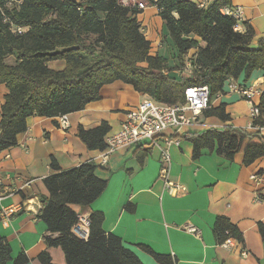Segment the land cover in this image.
I'll list each match as a JSON object with an SVG mask.
<instances>
[{"label": "trees", "instance_id": "obj_1", "mask_svg": "<svg viewBox=\"0 0 264 264\" xmlns=\"http://www.w3.org/2000/svg\"><path fill=\"white\" fill-rule=\"evenodd\" d=\"M145 1L157 8L167 29L174 65L152 53V42L141 30V11L120 0H0V84L8 89L1 106L0 151L17 144L29 117L80 111L101 98L104 85L115 81L155 101L178 104L185 100L188 86L208 85L213 101L225 91L229 77L245 85L255 72L264 77V39L254 47V30H236V19L221 13L230 0H213L203 7L191 0ZM14 26L24 31L18 33ZM190 51L191 72L178 75L174 70L185 65ZM56 60H63L65 68L48 66ZM202 117L231 119L225 103L212 104ZM108 131L109 125L102 122L92 129L79 126L77 136L88 149L103 150ZM177 136L193 144L194 159L205 148L229 160L243 152L245 165L264 157L260 131L225 126ZM146 155V150L137 153L140 163ZM53 166L57 168L55 162ZM101 167L90 161L44 179L49 196L40 197L38 217L52 233L45 237L46 244L60 247L66 264H143L120 237L101 229L99 214L91 215L87 241L71 231L78 219L74 206L88 207L107 187L108 182L96 175ZM213 231L219 244L228 238L244 242L243 232L228 217L218 216ZM258 231L264 239V223H258ZM146 249L158 261L168 262L166 256ZM38 259L54 264L48 251ZM28 261L24 252L14 257L9 242L0 236V264Z\"/></svg>", "mask_w": 264, "mask_h": 264}, {"label": "crops", "instance_id": "obj_2", "mask_svg": "<svg viewBox=\"0 0 264 264\" xmlns=\"http://www.w3.org/2000/svg\"><path fill=\"white\" fill-rule=\"evenodd\" d=\"M191 1L207 5L213 0ZM230 1L229 5L242 7L238 30L251 27L255 33L252 45L256 47L258 40L264 39V0ZM139 15L152 31L163 24L156 7L149 6ZM160 48L157 47L155 53H159ZM191 55L193 51L188 54ZM48 66L62 70L66 65L63 60H56ZM180 69L174 72L182 75ZM262 79L264 77L255 72L250 85ZM7 93V87L0 84V117ZM100 94L99 100L68 114L67 128L59 125L58 116L29 117L28 128L18 135L17 144L0 151L1 204H22L24 207L8 225L0 221V236L9 242L12 255L24 252L29 258L25 264H42L38 256L48 251L54 264H66L62 249L46 244L45 237L52 233L38 217L42 208L40 197L49 196L44 179L93 161L102 166L96 170V175L108 182L107 187L88 207L76 205L74 208L77 212L101 215V229L120 237L123 245L143 264H264V239L258 231V223H264V184L250 178L253 173L264 176V157L245 165L243 152L229 160L205 148L200 157L194 159L190 140L180 137L179 145H167L165 136H161L157 146L124 147L104 160L102 150L88 149L79 139L78 127L92 129L107 122V135L114 134L120 130L126 113L137 108L146 95L122 81L104 85ZM217 100L212 104L225 103L230 121L201 117L199 123L183 127L176 135L202 132L212 127L247 126L249 105L245 99L224 94ZM259 122L264 125V117ZM260 133L264 136V130ZM164 146L171 153L172 178L187 187L182 195H171L159 178V158ZM142 150H146L147 155L140 163L137 153ZM218 216L228 217L237 225L244 234V242L228 238L219 244L213 231ZM186 225L197 227L200 233L187 231ZM147 247L166 256L168 262L158 261Z\"/></svg>", "mask_w": 264, "mask_h": 264}, {"label": "built area", "instance_id": "obj_3", "mask_svg": "<svg viewBox=\"0 0 264 264\" xmlns=\"http://www.w3.org/2000/svg\"><path fill=\"white\" fill-rule=\"evenodd\" d=\"M120 2L125 6L137 7L140 11L146 10L149 6L155 7L145 0H120ZM198 5L200 7L205 6L204 3ZM221 13L235 18L237 21L235 29L238 30V24L243 17L242 7L225 5L221 8ZM140 22L142 32L146 34L147 26L142 24V20ZM14 31L22 33L24 28L14 26ZM189 57L180 69L182 74L191 72L192 64ZM224 94L238 95L248 103L249 122L245 129L250 131L264 130V125L259 122L264 117V79L251 85H245L239 80L229 77L226 80L225 91L219 93L218 96ZM212 103L208 85L188 86L185 89V100L178 104L161 103L146 95L137 108L126 113L120 130L114 134L106 135V147L102 150L103 159L106 160L108 155L115 150L132 145L157 146L160 143L161 136H165L164 142L167 145H179L180 138L176 135V132L183 127H190L199 123L202 114L211 107ZM58 122L62 128H67L69 126L68 114L59 115ZM168 131H171V134H166ZM159 162V178L163 181L167 191L173 196L185 193L187 187L171 176L172 157L167 146L161 148ZM250 178L256 183L264 184L262 174L253 173ZM2 199L3 197L0 196V221L8 225L12 216L22 211L24 207L22 204L2 205ZM91 215L92 213L88 211L77 212V222L71 229L73 235L77 238L85 241L89 239L92 224ZM185 229L196 235L200 233L199 229L193 225H186Z\"/></svg>", "mask_w": 264, "mask_h": 264}, {"label": "rangeland", "instance_id": "obj_4", "mask_svg": "<svg viewBox=\"0 0 264 264\" xmlns=\"http://www.w3.org/2000/svg\"><path fill=\"white\" fill-rule=\"evenodd\" d=\"M141 15H139V20L141 21ZM158 21L160 18H157ZM142 24H144L142 22ZM145 26H147V30H146V37L149 38V40H151L152 42V53L154 54L155 51L157 50V47H161L159 50V54L162 56H165L169 63L172 65L174 64V59H173V52H174V48H173V44L171 41L170 36L167 33V29L165 27L162 26L160 27V24L155 26V29L152 31L151 27L149 24L145 23ZM152 25V24H151ZM199 41L200 38H197ZM202 44H204L203 42H201ZM185 75V74H182ZM218 95L213 97V103H216L218 100Z\"/></svg>", "mask_w": 264, "mask_h": 264}]
</instances>
